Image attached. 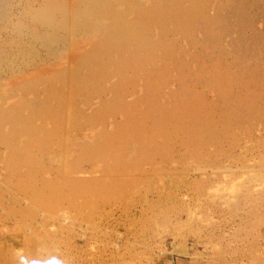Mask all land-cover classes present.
Returning a JSON list of instances; mask_svg holds the SVG:
<instances>
[{
	"label": "rangeland",
	"instance_id": "rangeland-1",
	"mask_svg": "<svg viewBox=\"0 0 264 264\" xmlns=\"http://www.w3.org/2000/svg\"><path fill=\"white\" fill-rule=\"evenodd\" d=\"M74 1L0 0V108L66 112L53 133L40 135L53 128L43 114L39 134L14 139L0 118V264H264V0H197L189 33L171 22L163 46L152 29L151 50L120 55L128 69L90 56L102 73L83 91L59 71L95 35L34 15ZM226 72L222 89L212 85ZM94 134L127 162L84 156L100 151Z\"/></svg>",
	"mask_w": 264,
	"mask_h": 264
},
{
	"label": "bare ground",
	"instance_id": "bare-ground-1",
	"mask_svg": "<svg viewBox=\"0 0 264 264\" xmlns=\"http://www.w3.org/2000/svg\"><path fill=\"white\" fill-rule=\"evenodd\" d=\"M59 4H62V3H59ZM62 7H63L62 5L60 7H56V5H55V8L52 6L51 7L49 6V8H48V4H47L46 8H48V9L45 8L46 9L45 10L42 7V9L41 8L39 9V11H38L39 13L38 12L36 13L34 11V15L36 17L35 21H38L39 24L41 22V23H44L46 26H49L47 29H49L50 27L52 28V27H56V26L57 27L67 26V22H69V25H73L74 26L73 28L75 30H76V26L77 27L78 26H84L85 27V30L82 32L81 35L88 36L89 33H90V35H95V37L93 38V40L94 39L95 40H94V42H91L92 43L91 46L88 47V49H85V51H83L81 54H77L76 60H75L76 65L70 64L71 66H69L67 69L59 71V73L64 72V71L71 73V74H69V77L77 82L78 86L80 87V89L82 91L85 90V88L87 87V84H88L87 78L97 79L100 77V75L102 73V71H101L102 69H100V68L97 69L92 64V62L89 59L90 56L95 57L96 55H110L111 60H115V61H117V59L119 57L120 60L123 59L125 61L126 69H128V62H127L126 57L123 58L120 55H138V54L141 55V53L144 50H147V51L151 50L150 48L153 47V45H155L153 42V40L155 38L152 40V43H151V41H148V36L151 33L152 29H154V28L160 29L159 34H160V36L162 35V37H160L161 39H156V42H157V44H160V45L163 44V46H164L163 35L165 33H167L169 25L171 24V22L173 23V25L176 24L175 27L173 26L175 31L182 32V33H184V32L189 33V31H187L188 27L186 26L187 21L189 19H192V18L196 19L198 16L197 15V9H196L197 0H75L73 3H71V4L68 3L67 5H65V7H63V8ZM241 8H243V7H241ZM241 8H239V10ZM40 10H42V11H40ZM244 13H245V11L243 12V14ZM125 15H130L132 20L129 23L128 22L126 23V20H125V22H124L125 25H123V27L121 26V28H119L118 27V23H119L118 20H119V18L123 19L125 17ZM0 16H2V14ZM56 18H58V19H56ZM160 18L165 19V23L163 25L156 23V20H159ZM185 18H187V21L185 20ZM32 19L33 18H31V21H32ZM243 22H244V20H243ZM220 30H221V28H220ZM33 31H32L33 33L36 32L35 30H33ZM91 33H93V34H91ZM36 34L40 35L39 32H37ZM216 35H218V34H216ZM34 36H36V35H34ZM33 38H35V37H33ZM86 38H88V37H86ZM36 40H38V39H36ZM166 47L165 48L163 47L164 55H170L171 54V52H170L171 47L168 49ZM65 59H67V58H65ZM114 73H115V71H114ZM160 73L159 72L157 73L158 76L163 75L162 73L161 74ZM227 73L228 72H226L223 75L222 74L221 75L220 74L210 75V77L216 81V83L212 82V85H217L218 88L222 89L221 85L225 84L224 82L225 81L228 82V80H229ZM115 76H117V73L115 74ZM155 76L156 75H154V76L143 75V82L148 83V82L152 81V79H154L153 77H155ZM210 77H209V79H210ZM208 81H210V83H211V80H208ZM235 81L237 82V80H235ZM37 82L38 81L31 79L30 85H28L25 88V90L33 93L34 96L38 99L39 85ZM113 88H114V90L117 88V82L114 84H111L109 87H107V89L109 91H111ZM22 90H24L23 87H22ZM228 90H230V89H228ZM228 90H226V92H223V93L224 94L228 93L227 92ZM70 102L72 104L71 110H78V108L76 106L75 98H72ZM18 105L19 104L17 103V104H15V106H12L11 108L9 106L10 109L6 108L7 110L4 107L3 108L5 110L0 108V109H2V110H0V116H1L0 118H2L5 121L11 122V128L9 130L12 132L11 139L17 138V135H20L23 132L25 133L26 137L31 135V134H34V133L39 134L41 131L40 128H42L43 124L46 123L44 121H41L44 119L51 121L53 128L52 129L48 128L47 129L48 132H46V130H43V132L40 133V135L45 136V135H48L50 133H53L54 131H56L55 126L60 125V122L63 119L62 116L64 117V115L66 114V112L64 111L65 109L63 111H57V110H54L51 108L49 109L47 106H44V113L43 114H47V115H44V119L41 118V115H43V114H38L35 110H34V114L30 113V115L22 116V115H24L23 113L21 115L19 114V111L22 108L19 110ZM22 105L26 106L27 104L21 103L19 106H22ZM39 105H40V102H37V106H39ZM79 114H81V112H78L75 115L70 114L69 116H67V119H71L69 117H72V116L76 117ZM35 118L39 119L40 122L42 123L40 128H38V129H35L34 125H32V121ZM73 119H74V117H73ZM54 121H56V122H54ZM2 123H4V121ZM33 127H34V129H33ZM208 127L210 128L211 125ZM208 127H206V128L208 129ZM175 129H177V128H175ZM178 129H184V127L178 128ZM165 133H158V134L164 135ZM195 134L196 135L200 134V132L197 131L196 128H194L192 126H186V135L191 137L193 135L195 136ZM94 136H95V142L93 144L100 151L92 152L91 150H88L86 144H84L86 146V147L84 146L85 147L84 151L86 152L84 156L88 157L89 159H91L90 157L93 155H95L97 157H101V156L105 157L106 156L107 159H109V162L110 163L113 162L114 165H116V166H120V165L127 162L126 158H124L120 152H117L114 148L110 147L106 141L102 140L101 138H98L96 134H94ZM9 144L11 145L10 149H13L12 152L17 151V140L16 141L10 140ZM150 145L152 146V144H150ZM28 156L29 155L26 154V156L24 158H27ZM72 162H73V165L77 168L78 165L76 164V162L74 160H72ZM108 168L110 169L109 166H108ZM110 175H111V173H110Z\"/></svg>",
	"mask_w": 264,
	"mask_h": 264
}]
</instances>
